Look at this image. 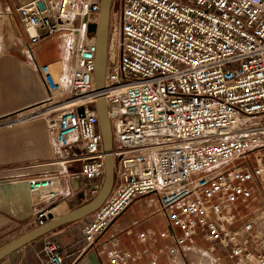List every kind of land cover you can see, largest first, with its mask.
Listing matches in <instances>:
<instances>
[{
  "label": "built area",
  "instance_id": "1",
  "mask_svg": "<svg viewBox=\"0 0 264 264\" xmlns=\"http://www.w3.org/2000/svg\"><path fill=\"white\" fill-rule=\"evenodd\" d=\"M112 4L101 93L94 83L96 34L87 29L98 24L100 0H30L9 7L6 15L46 92L41 104L49 155L41 171L6 179L26 184L38 227L52 220L62 182L65 196H95L104 176L94 108L102 96L114 181L81 228L82 251L101 256L112 223L152 197L158 208L151 215L162 214L155 219L159 225L140 234L143 244L133 256L126 245L106 254L105 263L193 264L184 256L198 238L213 264H264L263 0ZM58 34L71 64L55 77L52 62L41 63L35 50ZM3 42L0 33V56ZM38 257L43 264H63L64 258L51 237Z\"/></svg>",
  "mask_w": 264,
  "mask_h": 264
},
{
  "label": "crops",
  "instance_id": "2",
  "mask_svg": "<svg viewBox=\"0 0 264 264\" xmlns=\"http://www.w3.org/2000/svg\"><path fill=\"white\" fill-rule=\"evenodd\" d=\"M29 1L0 0V28L4 37V49L12 55L0 60V248L38 228L34 219L37 208L26 184L6 177L15 172L41 171L43 168L40 164L49 155L44 115L38 113V109L43 106L41 103L45 97H42L46 92L38 81L33 64L29 62L28 49L14 32L6 15L9 7L15 8ZM5 19L10 24V31L7 30L9 27L7 28ZM35 54L41 63L59 62L65 71L71 64L62 40L43 44ZM37 103L40 104L30 107ZM72 186L76 188L79 182H73ZM60 189L59 205L53 213V218L88 202L82 199L79 193L71 197L65 196L67 187L63 182ZM150 198L135 202L112 224L106 236L112 238L120 231L128 230L132 224L141 225L153 218H159L158 215H151L157 206L155 202H149ZM140 213L146 215V218H141L138 215ZM88 220L89 216L46 234L13 251L1 259L0 264H43L38 253L45 237H51L58 242L64 256L63 264H105L104 259L93 250L81 255V228ZM194 248L196 247H192ZM198 249L196 248V251Z\"/></svg>",
  "mask_w": 264,
  "mask_h": 264
},
{
  "label": "water",
  "instance_id": "3",
  "mask_svg": "<svg viewBox=\"0 0 264 264\" xmlns=\"http://www.w3.org/2000/svg\"><path fill=\"white\" fill-rule=\"evenodd\" d=\"M113 0H100L99 21L97 25L89 24L88 32L96 34V56H95V72L94 83L97 93L103 91L104 75L107 62L109 17ZM38 7L42 9V4ZM95 111L98 115V127L102 136V146L104 151V176L100 190L88 202L71 209L65 214L53 218L45 225L38 227L13 241L7 243L0 248V260L8 256L13 251L29 244L38 238L59 230L67 224L79 221L92 212H94L105 200L110 192L114 181V160L111 156V134L110 125L106 112V103L102 96L98 97L94 104ZM89 248H86L81 255L85 254Z\"/></svg>",
  "mask_w": 264,
  "mask_h": 264
},
{
  "label": "rangeland",
  "instance_id": "4",
  "mask_svg": "<svg viewBox=\"0 0 264 264\" xmlns=\"http://www.w3.org/2000/svg\"><path fill=\"white\" fill-rule=\"evenodd\" d=\"M7 1V0H6ZM18 1V0H16ZM115 1L113 0L112 3L114 2V6H115ZM113 5V4H112ZM6 21V19H5ZM10 21V20H9ZM11 23V22H10ZM1 22H0V27H1ZM12 26V24H11ZM8 27V26H7ZM10 28V27H9ZM0 33L3 35L2 30L0 28ZM5 53L0 60L5 59V58H9L10 57V52L5 50ZM12 56V55H11ZM50 69L52 70L53 74L55 77L58 76V74L61 72V64L59 62H54L52 64H50ZM45 97H42V99ZM40 99V100H42ZM40 103L37 104H33L30 107H35L37 105H39ZM47 109L46 108H42V110L38 111V113H43L45 112ZM154 208V206L152 207ZM141 218H146V215L143 214H138ZM158 221H155V219H151L148 222L141 224V225H137V224H133L130 225V227L128 228L130 230V233L126 234V230L121 231L119 234H117L116 236H114L113 238H108L107 240H105V236L103 237L102 240H105L103 242L102 245L105 244V246L101 247L99 250L104 251V253L100 256L101 258L105 259L106 258V254L112 253L114 252V250L118 249V248H122L123 246H128L126 249L129 252L130 255H134L133 252L135 251L136 248L140 247L143 244V240L141 239L140 234L144 233L145 229L149 228L150 225H159ZM57 242V241H56ZM58 243V242H57ZM204 242L199 241L198 238H194L190 243H188V248L190 247V251H187L185 253L186 256H184L182 254L183 249L180 250L181 255L184 256V259H187L188 261L192 262L193 264H209L208 260L199 257V254L196 251V248L198 249L199 246H201V244ZM206 245V244H205ZM198 246V247H197ZM192 247H196L194 249H192ZM202 248V246L200 247ZM109 259V258H108ZM105 264H110V262H106Z\"/></svg>",
  "mask_w": 264,
  "mask_h": 264
},
{
  "label": "bare ground",
  "instance_id": "5",
  "mask_svg": "<svg viewBox=\"0 0 264 264\" xmlns=\"http://www.w3.org/2000/svg\"><path fill=\"white\" fill-rule=\"evenodd\" d=\"M6 26L10 27V24H9V22H8L7 19H6ZM8 27H7V28H8ZM7 30L10 31V28H8ZM3 38H4V37H3ZM61 38H62L61 34L54 35V36H51V37L47 38L46 40H44V41H43V42H42V43L36 48L35 53H36V52L42 47L43 44H45V43H47V42H50V41H54V42H55V41H61ZM3 47H4V42H3ZM27 53H28V59H29V62L32 64V62H31V58H32V57H31V53L29 52V50H28ZM69 69H70V67H69ZM69 69L66 70V71L69 72ZM41 105H42V104H41ZM42 108H45V105H43L42 107H40V109H38V110H41ZM149 202H155L154 204H156V206H157V203H156L155 198H152V197H151V198L149 199ZM157 208H158V206H157ZM157 215L160 216V217H162V214H161V213H158ZM116 220H117V219H116ZM116 220H115V221H116ZM115 221H114V222H115ZM114 222H113V223H114ZM124 222H125V221H124ZM113 223H112V224H113ZM111 226H112V225H111ZM111 226L109 227V229L111 228ZM118 228H119V226H118ZM109 229H108V230H109ZM113 230H114V229H113ZM112 232H113V231H112ZM107 237H108V235H107ZM186 247H187V246H185V248H186ZM197 252H198V254H199V257H202V258L204 257V254H205V253H204V252H205L204 250H202V249H198ZM205 255H206V257H207V260H209L208 263H209V264H213V263H212V262H213V261H212L213 258L210 256V254L206 253ZM173 258H174L175 260H180V255L178 254V252H177L176 250H174V256H173Z\"/></svg>",
  "mask_w": 264,
  "mask_h": 264
}]
</instances>
